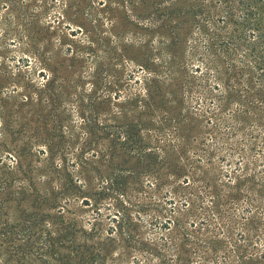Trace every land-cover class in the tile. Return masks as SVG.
I'll return each instance as SVG.
<instances>
[{
	"label": "rangeland",
	"instance_id": "374dc122",
	"mask_svg": "<svg viewBox=\"0 0 264 264\" xmlns=\"http://www.w3.org/2000/svg\"><path fill=\"white\" fill-rule=\"evenodd\" d=\"M129 1L0 0V264H145L124 236L128 218L138 222L128 230L137 241L161 243L152 219L136 211L174 206L163 189L141 175L127 182L123 206L100 193L101 177H133L143 167L111 149L131 119H118L115 105L143 96L145 86L134 62H117L121 46L144 59L149 17L171 21L152 0ZM132 23L142 30L133 33ZM77 156L90 164L81 168ZM64 184L78 197L55 201Z\"/></svg>",
	"mask_w": 264,
	"mask_h": 264
},
{
	"label": "trees",
	"instance_id": "16d2710c",
	"mask_svg": "<svg viewBox=\"0 0 264 264\" xmlns=\"http://www.w3.org/2000/svg\"><path fill=\"white\" fill-rule=\"evenodd\" d=\"M152 6L169 10L171 21L149 17L146 58L128 57L121 46L117 62H134L145 86L143 96L115 105L118 119H131L118 127L111 148L120 146L143 167L133 177H101V196L112 193L123 206L127 182L142 175L150 188L163 189L165 205L174 204L136 211L152 219L160 244L137 241L128 230L138 222L126 220L124 236L145 253V264H264V0H152ZM131 25L133 33L142 30ZM75 158L81 168L90 164ZM78 191L64 184L53 198L71 201Z\"/></svg>",
	"mask_w": 264,
	"mask_h": 264
}]
</instances>
